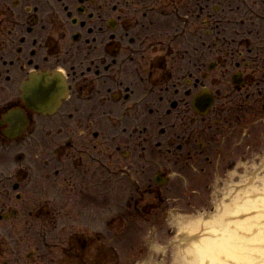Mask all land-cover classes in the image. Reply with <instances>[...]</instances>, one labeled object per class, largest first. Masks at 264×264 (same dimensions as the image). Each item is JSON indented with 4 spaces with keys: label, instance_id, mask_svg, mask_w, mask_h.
Returning a JSON list of instances; mask_svg holds the SVG:
<instances>
[{
    "label": "flooded vegetation",
    "instance_id": "flooded-vegetation-1",
    "mask_svg": "<svg viewBox=\"0 0 264 264\" xmlns=\"http://www.w3.org/2000/svg\"><path fill=\"white\" fill-rule=\"evenodd\" d=\"M262 153L264 0H0V264H98V210Z\"/></svg>",
    "mask_w": 264,
    "mask_h": 264
},
{
    "label": "rangeland",
    "instance_id": "rangeland-1",
    "mask_svg": "<svg viewBox=\"0 0 264 264\" xmlns=\"http://www.w3.org/2000/svg\"><path fill=\"white\" fill-rule=\"evenodd\" d=\"M211 42H216V40H211ZM239 171L238 176L231 175L229 177L228 175L223 177V180L213 174L208 176V179L207 177H195L193 189L190 186L184 189L181 188L180 191L173 194V197H169L170 200L167 201V205L163 209L157 211H146L141 215L131 217L118 215L117 211L116 213L113 212L109 206V228L106 226V213H100L98 210L99 217H97L94 226H97V232L102 233L103 236L108 234L109 246L108 239L103 238L88 252L86 258H98L100 251L95 250V248L101 250V247L105 248L107 246L109 259H105L102 264H175L176 259H181V257H178L177 251L179 239L188 235L189 230L186 229L190 228L188 225L190 219H199L201 220L200 225H204L206 221L214 218L219 209L218 201L233 185H245L247 180L258 177L256 183L261 184H255L260 188L264 187V181H262L264 179V159L260 158L256 165H244ZM217 180H219L218 183ZM174 181L178 185L181 184L179 179ZM206 185H211L210 190L206 189ZM194 189H197V191L194 192ZM182 195L185 199L180 200L177 198ZM152 201V199L147 198L143 203L151 205L155 203H150ZM171 207H175V209L169 210L168 208ZM251 220L253 221L251 224L253 227L258 219L252 217ZM94 230H90L91 232L85 231L84 234L93 235L96 231ZM238 233L242 235L243 231ZM182 245V249L186 250L187 246ZM251 250V247L246 250L242 246L239 250V256L243 259H252ZM221 255L222 257H218V259L226 258L223 254ZM227 258L234 259L230 256H227ZM89 259L85 260L88 261ZM93 260L97 261L98 259Z\"/></svg>",
    "mask_w": 264,
    "mask_h": 264
},
{
    "label": "bare ground",
    "instance_id": "bare-ground-1",
    "mask_svg": "<svg viewBox=\"0 0 264 264\" xmlns=\"http://www.w3.org/2000/svg\"><path fill=\"white\" fill-rule=\"evenodd\" d=\"M258 179L229 188L218 201L217 215L204 225L199 219L189 220L188 235L179 239L177 248L181 259L175 264H264V187L257 186ZM252 217L258 219L253 227ZM242 246L252 248V259L239 256ZM221 254L226 258L218 259Z\"/></svg>",
    "mask_w": 264,
    "mask_h": 264
}]
</instances>
